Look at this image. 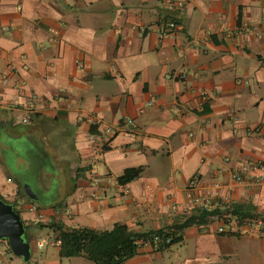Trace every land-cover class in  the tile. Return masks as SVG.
<instances>
[{
  "label": "crops",
  "instance_id": "obj_1",
  "mask_svg": "<svg viewBox=\"0 0 264 264\" xmlns=\"http://www.w3.org/2000/svg\"><path fill=\"white\" fill-rule=\"evenodd\" d=\"M169 21L175 32L159 38ZM2 75L0 201L19 215L29 258L0 240V264H93L39 248L55 241L52 223L180 225L193 177L223 182L232 208L264 213V181L230 179L236 164L264 162V0H0ZM215 227L193 223L169 249L145 245L124 264H264V237Z\"/></svg>",
  "mask_w": 264,
  "mask_h": 264
},
{
  "label": "trees",
  "instance_id": "obj_2",
  "mask_svg": "<svg viewBox=\"0 0 264 264\" xmlns=\"http://www.w3.org/2000/svg\"><path fill=\"white\" fill-rule=\"evenodd\" d=\"M140 168L128 169L118 178L119 184H126L136 179L141 173ZM232 215L238 219L260 216L264 220V213L253 211L240 212L233 208ZM209 214L195 213L185 218L180 225L160 230L135 232L125 225L115 224L111 230L96 231L89 228H66L61 224L52 223L45 228L55 234L58 242L60 258L82 257L93 264H124L140 253L145 246L154 251L162 252L180 241L178 233L193 223L205 224ZM233 233L220 234L232 235ZM170 238V242L166 240Z\"/></svg>",
  "mask_w": 264,
  "mask_h": 264
},
{
  "label": "built area",
  "instance_id": "obj_3",
  "mask_svg": "<svg viewBox=\"0 0 264 264\" xmlns=\"http://www.w3.org/2000/svg\"><path fill=\"white\" fill-rule=\"evenodd\" d=\"M177 26L174 21H169L162 25L159 29V38H166L171 36ZM172 78L183 79L185 78L184 73L174 74ZM0 81L2 86H7L9 84V77L6 75L0 76ZM152 105V101H149L146 106ZM26 113L18 120V124H29L32 121V111L30 109L25 111ZM143 109H140V113ZM129 124L132 123L131 120H127ZM104 134V133H103ZM94 143L91 147V154L94 157L100 156L105 149V144L107 141L101 136L99 139L96 137H91ZM259 173V175H258ZM262 175H261V174ZM90 177L89 184L92 188H98L99 181L94 176L95 172L93 170L88 172ZM230 179L235 184H243L246 182L260 183L264 181V162L261 160L246 161L236 164L230 171ZM200 186H203V191L195 193ZM223 186V182L216 179L211 180V182L205 184L198 177H193L187 186V198L188 202L186 206L182 208V212L186 216H190L195 213L209 214V218L216 222L215 233L217 234H227V233H245L254 237H264V220L260 216H253L248 218L238 219L236 216L232 215V206L229 200L225 197L219 195V190ZM126 193V192H125ZM93 198H100L97 194H92ZM177 206H174L176 208ZM180 211V207L178 208ZM170 242V238L166 240V243ZM47 244L54 246L58 242H48L41 240L37 243L39 248H43ZM8 245V242H6ZM1 256V254H0Z\"/></svg>",
  "mask_w": 264,
  "mask_h": 264
},
{
  "label": "water",
  "instance_id": "obj_4",
  "mask_svg": "<svg viewBox=\"0 0 264 264\" xmlns=\"http://www.w3.org/2000/svg\"><path fill=\"white\" fill-rule=\"evenodd\" d=\"M25 192L31 198H35L27 186H25ZM23 234L24 227L19 215L13 210L12 206L0 201V240L8 242L14 255L28 260L29 247L23 240Z\"/></svg>",
  "mask_w": 264,
  "mask_h": 264
}]
</instances>
